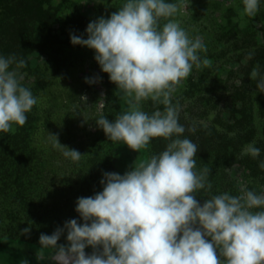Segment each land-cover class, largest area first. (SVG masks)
Instances as JSON below:
<instances>
[{"label":"clouds","instance_id":"obj_1","mask_svg":"<svg viewBox=\"0 0 264 264\" xmlns=\"http://www.w3.org/2000/svg\"><path fill=\"white\" fill-rule=\"evenodd\" d=\"M261 2L241 0L240 15L256 16ZM178 10L173 0H124L107 18L88 23L87 38L70 33L71 43L93 49L101 71L132 98L130 111L111 121L106 116L96 120L108 139L135 151L147 148L155 137L168 143L124 174L103 172L102 190L76 200L81 222L72 218L51 234H40V246L52 250L51 264H264V192L241 184L239 195L223 192L205 200L195 195L211 189L209 169L196 170L198 146L183 136L181 106L172 98L193 67H200L206 46L202 36L191 37L171 19ZM161 18L166 20L162 26ZM14 62V56L0 55V133L23 126L38 103L24 83L25 74L17 70L26 62L21 59L12 68ZM249 78L264 91L259 64ZM99 80L85 77L89 84ZM148 99L164 110L143 111L140 102ZM214 115L198 123L206 128ZM189 130L195 131V124ZM47 140L63 157L80 160L81 153L62 145L57 134L48 133ZM260 152L253 141L240 155L256 158ZM259 166L264 168V161ZM30 231V226L22 229L23 234ZM65 233L67 242L58 243Z\"/></svg>","mask_w":264,"mask_h":264},{"label":"rangeland","instance_id":"obj_2","mask_svg":"<svg viewBox=\"0 0 264 264\" xmlns=\"http://www.w3.org/2000/svg\"><path fill=\"white\" fill-rule=\"evenodd\" d=\"M51 2L56 6L58 21L52 25L42 51L28 55L36 74H30L24 80L28 87L35 86L36 90L32 92L38 103L27 113L26 123L13 125L12 129H29L27 137L19 135V138L27 139V143L22 145L19 162L22 179L30 181V196L35 210L53 220L47 226L41 222L35 227L37 234L33 237L37 240L32 246L41 251L48 249L39 244L41 233L51 234L72 218L81 222L75 211L76 200L102 190L100 180L103 172L124 174L162 152L168 143L162 137H155L147 148L135 151L122 141L108 139L96 120L106 116L111 121L117 115L130 111L133 105L129 100L132 98L101 71L93 49L73 45L70 40V33L87 38L85 29L88 23L100 16L107 18L122 6L124 0ZM173 2L179 4V10L171 19L177 20L191 37L202 36L206 46V51L200 52V67H193L172 98L174 104L181 106L179 122L185 126L183 136L197 144L196 135L205 129V141L211 151L205 154L200 149V156L194 157L196 170L207 168L208 175H215L217 171L221 175L222 187L228 190L230 183L234 184L236 195L240 194L241 184L256 192L253 178L247 175L242 165L217 159L213 150L217 148L215 143L223 142L220 137L228 132L226 123L233 104L230 92L240 75L237 70L241 67H251L252 70L264 57V0L254 17L240 15L243 8L241 0ZM165 22L161 18L160 25ZM97 76L100 77L99 82H85V77ZM83 96L87 99L83 100ZM164 107L151 99L140 102V108L149 114L158 109L163 111ZM211 113L215 115L208 127L201 126L198 122L207 121ZM193 124L195 131H190ZM48 133L57 134L62 145L79 151L80 160L73 162L63 157L48 142ZM20 224L24 225L22 219ZM59 242H67L66 233Z\"/></svg>","mask_w":264,"mask_h":264},{"label":"trees","instance_id":"obj_3","mask_svg":"<svg viewBox=\"0 0 264 264\" xmlns=\"http://www.w3.org/2000/svg\"><path fill=\"white\" fill-rule=\"evenodd\" d=\"M57 21V9L51 0H0V55L14 56L16 62L24 60L25 65L17 70L25 74L26 80L28 75L36 74V69L30 66L28 55L42 51L52 25ZM16 62L11 65L12 68H17ZM258 64L264 72V57ZM237 71L241 83H233L230 92L233 104L226 123L229 133L220 137L223 142L215 143L217 148L213 152L217 159L242 165L247 175L253 178L256 192L261 193L264 192V168L259 166L264 161V91L257 89L256 83L249 78L251 67H241ZM30 88L36 90L34 85ZM24 129L15 128L0 133V264H24V261H28V264H51L50 248L41 251L32 246L37 240L33 237V234H37L35 227L41 222L47 226L53 220L35 210L30 196V181L22 179L19 162L22 145L27 143V139L19 138V135L27 137L30 133L29 129ZM204 134L205 129L196 135L199 151L195 158L200 156V149L205 154L211 151ZM253 141L261 149L259 157L241 156L242 147ZM220 177L217 171L215 175H207L212 187L210 190H198L195 193L197 198L205 200L225 192ZM229 187L226 191L236 195L234 184L230 183ZM21 219L24 225L20 224ZM29 226L30 234H23L22 229ZM91 252V248L86 249V253Z\"/></svg>","mask_w":264,"mask_h":264}]
</instances>
